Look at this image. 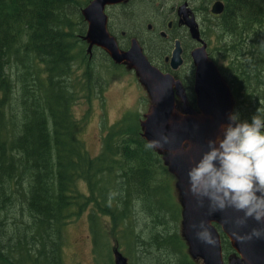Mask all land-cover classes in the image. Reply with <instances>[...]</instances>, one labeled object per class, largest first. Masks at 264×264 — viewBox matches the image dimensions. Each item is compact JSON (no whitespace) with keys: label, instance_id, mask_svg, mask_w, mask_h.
I'll return each instance as SVG.
<instances>
[{"label":"trees","instance_id":"obj_1","mask_svg":"<svg viewBox=\"0 0 264 264\" xmlns=\"http://www.w3.org/2000/svg\"><path fill=\"white\" fill-rule=\"evenodd\" d=\"M156 1L125 3L121 13L135 30L122 31L140 35L162 55L168 47L156 29L147 28L145 17L147 5L159 17L166 10L163 0ZM223 1L219 15L208 10L201 19L194 13L209 57L231 87L234 111L250 119L264 111V0ZM89 2L0 0V264H63L64 227L85 211L93 250L108 264H115L113 252L127 264H197L182 230L174 175L156 149L145 147L141 112L127 111L105 126L96 155L79 137L82 123L73 106L101 98L102 71L110 70L91 59L83 40L82 10ZM171 32L173 38L179 34L176 28ZM185 57L176 75L191 93L194 67L188 52ZM220 234L227 263L235 250Z\"/></svg>","mask_w":264,"mask_h":264},{"label":"water","instance_id":"obj_2","mask_svg":"<svg viewBox=\"0 0 264 264\" xmlns=\"http://www.w3.org/2000/svg\"><path fill=\"white\" fill-rule=\"evenodd\" d=\"M124 0H92L83 10L88 29L85 39L89 41L88 51L93 45L104 48L115 62L126 61L137 69L144 78L154 105L145 114L141 122L143 136L149 141L167 135L170 139L164 148H157L169 155L166 162L181 182L185 191V236L193 257H200L204 264H222L220 234L214 223L221 226L222 231L230 238L234 248L242 255L240 264H264V237H255L244 241L237 240L233 235L236 230L241 234L251 233L253 228L260 225L249 219L243 227L236 228L234 218L242 213L232 209L224 212L208 214L207 201L203 206L197 203L196 197L188 190V169L200 158L207 148L209 138L222 136V126L228 123V115L233 112L234 100L229 85L220 71L211 61L205 47L195 48L191 52L194 71L193 90L196 104L204 118L179 117L175 104V95L185 100L184 89L179 79L172 73L163 72L154 66L143 53L136 39H132L128 50L121 51L113 36L106 28L107 15L104 8ZM223 5L215 1L212 12L220 13ZM196 35V33H195ZM172 70L183 64L182 47L176 40L168 58ZM206 220L212 227L216 238L215 245H209L196 238L193 224Z\"/></svg>","mask_w":264,"mask_h":264},{"label":"rangeland","instance_id":"obj_3","mask_svg":"<svg viewBox=\"0 0 264 264\" xmlns=\"http://www.w3.org/2000/svg\"><path fill=\"white\" fill-rule=\"evenodd\" d=\"M158 1L162 0H157L155 4H157ZM170 1L171 0H163L165 9H171V7L175 8V6H177L176 4H179L183 0H175V3H170ZM173 3L174 6H172ZM189 3L192 7V10H197V13L201 18L203 17V15H208L211 1L207 3V0H190ZM201 6H206V8L208 9L203 10V7ZM114 8V11H116L117 14H115L112 19V22L115 26V33H113L117 37H119L121 36V31L123 28H126L124 29L125 31L135 30L134 28H132V25L127 24L125 18H123V12L121 13L122 7L120 5L112 7V12ZM151 8H153L154 11H152ZM147 10L148 11L145 13V17L148 18V21H150L148 23H151V21H153L154 24H156L155 26L158 30H160L161 28L164 29L168 22L167 19L171 18L174 14V11L171 12L173 9H171L170 12H166L165 10V12L161 13V17H159L156 15V8L153 7L152 4L151 6L147 5ZM110 11L111 9L107 10L108 14H110ZM141 39L143 40L142 37ZM144 43L145 45L143 48L145 49L146 53L151 57L153 61L157 63L160 60H163L165 56L170 53V48L165 49V52L162 55L161 52H159V55L163 56L162 58H160V56L158 55L159 49L156 50V48H152V44L150 41L148 43L144 41ZM148 46L152 49L148 50ZM213 54L217 55L218 51H213ZM91 59L99 64L101 62L109 64L110 70L104 67L102 71L106 87L102 92L101 98H99L98 96L96 98H93L90 102L84 99H80L78 102H76L73 106V114L82 123L79 137L84 141L88 152L91 155H96L101 149V138L105 131V126L107 127L108 125L115 123L125 112L130 110L139 111L141 112V114H144L145 117V114L149 112L151 107L154 105V98L150 94L144 78L138 73L135 68L131 67L128 63L116 64V66H114L113 63H111L112 61L109 60L108 55L98 47L93 48ZM214 63L220 70L218 63ZM185 66L186 64H184L183 69L185 68ZM176 109L177 115L179 117H196L201 113L196 105L195 97L189 98L187 96L185 101H183L179 97H176ZM162 154L165 158H167L169 155L167 152H162ZM176 181L177 183L175 182V180L173 181V185L176 190V197L184 204L185 191L177 178ZM78 186L82 190L86 191V185L82 181L78 183ZM64 233L65 243L63 246V264H108L106 261L97 257L96 255H93L92 253V243L89 233L87 212L82 213L77 218L68 222L64 227ZM103 255L106 260L107 258L104 252ZM113 259L115 261V264H118V262L120 261L119 255L116 252H114ZM239 262V255H233L231 256L228 264H239ZM197 264H201L200 260H198Z\"/></svg>","mask_w":264,"mask_h":264},{"label":"clouds","instance_id":"obj_4","mask_svg":"<svg viewBox=\"0 0 264 264\" xmlns=\"http://www.w3.org/2000/svg\"><path fill=\"white\" fill-rule=\"evenodd\" d=\"M222 128V136L209 138L206 150L188 169V190L200 206L207 201L209 215L232 209L242 213L233 220L236 228L245 226L250 218L260 225L247 234L234 230L237 240L264 237V111H257L250 119L233 111ZM169 139L167 135L151 139L145 147L164 148ZM193 228L197 239L215 245L206 220Z\"/></svg>","mask_w":264,"mask_h":264},{"label":"flooded vegetation","instance_id":"obj_5","mask_svg":"<svg viewBox=\"0 0 264 264\" xmlns=\"http://www.w3.org/2000/svg\"><path fill=\"white\" fill-rule=\"evenodd\" d=\"M146 1H149V0H146ZM171 2H174L175 3V0H171L170 3ZM185 2L188 4L187 6H189V8H191L189 2L188 1H185ZM185 2H183V3H185ZM122 3H126V2L117 3V4L112 5V6H109L107 8V10L108 9H111L110 14H108L109 15V18L110 17H114V15H115V12L114 11L112 12V7H116V5L117 6L120 5L121 7H123L124 4H122ZM174 3L172 4V6H174ZM180 4H182V3H180ZM171 8L173 9L172 12L174 11V14L173 15H176L177 16L178 6L175 7V8H173V7H171ZM113 10H115V8ZM186 11L187 10L185 8H182V11L181 10L179 11V14L181 15L180 18H181L182 24L179 23L177 20H175L176 24H174V21L173 20H169L168 21V24H167V27L164 28V29L163 28L160 29L161 31L164 30L165 33L162 35L161 31H159V34L162 36V40L166 43V46L168 48H170V53H171V50H172V48L174 46L175 39H179L180 44H181V47H182L183 57H184V55H185L186 52H188L190 54V52L192 51V49L195 48L197 46L198 42L200 41L199 29H198L199 28V25L196 24V27L197 26L198 27L195 28L196 32H194V34H191V32L188 31V29L186 27V26H188L187 25V21H188V18L187 17L188 16L186 15L187 14ZM190 15L192 16V9L190 11ZM184 16H187L186 17L187 19ZM111 24L114 25L113 22H111ZM172 28H174V29L176 28L179 31V34L177 36H175L174 38L172 37V32H171L172 31ZM151 30H153V28ZM195 33H196V35H195ZM200 34H201V30H200ZM121 35H122V37H119V38L117 37V40L119 39L118 42H121V44H119V46L122 49H126L128 47V45H129V42H130L131 37L126 36V32L125 31H121ZM167 56H168V54L165 56V58H164V64H162V66H165L166 64L169 65L168 61H166ZM157 64H161V62L159 61Z\"/></svg>","mask_w":264,"mask_h":264},{"label":"bare ground","instance_id":"obj_6","mask_svg":"<svg viewBox=\"0 0 264 264\" xmlns=\"http://www.w3.org/2000/svg\"><path fill=\"white\" fill-rule=\"evenodd\" d=\"M206 1V0H205ZM208 1V0H207ZM215 1H220L221 3H222V5H223V9H222V11L220 12V13H214V12H212V10H211V8H212V5L214 4V2ZM226 1V0H225ZM228 1V0H227ZM169 2V1H168ZM183 2H185V1H181L180 3H182V4H180L179 3V5L177 4V6H178V9H177V16L176 15H172V17L171 18H169V19H167L168 21L169 20H173L174 21V24H176V22H175V20H177L179 23H181L182 24V21H181V15L179 14V11L181 10L182 11V8H185L187 11V16H184L185 18L187 17L188 18V21H187V25L188 26H186L187 27V29H188V31H190L191 32V34H194V32H196V30H195V28H197L196 27V24H198L199 25V36H200V41L198 42V44H197V46L195 47V48H199V47H205V51H206V54H207V56L209 57V55H208V50H207V43L205 42V40H203V38H201V34H200V24H199V22H198V20H197V17H196V15H195V13H194V11L192 10V16L190 15V11H191V9H192V7H191V5H190V7L191 8H189V6H187L188 4L185 2V3H183ZM200 2V1H199ZM198 2V3H199ZM205 3V2H204ZM229 3V2H228ZM227 3V4H228ZM190 4V3H189ZM202 4V3H201ZM230 4V3H229ZM177 6H175V7H177ZM232 6V5H231ZM165 7V5L164 6H161V8H164ZM225 7V2L223 1V0H212L211 1V5H210V7H209V10H210V13L212 14V15H219V14H221L222 12H223V10L225 9L224 8ZM174 8V7H173ZM172 9V8H171ZM171 9H166L168 12H170L171 11ZM165 12V11H164ZM172 12V11H171ZM117 13V12H116ZM167 14V13H166ZM205 14V13H204ZM163 15V14H162ZM200 17V16H199ZM186 18V19H187ZM201 18V17H200ZM204 18V17H203ZM202 19V18H201ZM211 19H209V21H210ZM216 20V19H215ZM117 21V20H116ZM206 21V20H205ZM177 22V23H178ZM222 22V21H221ZM207 23V22H206ZM220 23V22H219ZM225 23V22H224ZM229 23V22H228ZM167 24H168V22H167ZM167 24H166V27H167ZM211 24V23H210ZM241 24V23H240ZM243 24V23H242ZM219 25V24H218ZM210 26H212V25H210ZM209 26V27H210ZM216 26H217V24H216ZM215 26V27H216ZM220 26V25H219ZM225 26V25H224ZM227 26V25H226ZM236 26V25H235ZM242 26H244V25H242ZM245 26H248V25H245ZM166 27H164V28H166ZM240 27H241V25H240ZM148 28H150V30L152 29V28H154V29H156V30H158L157 28H156V26L155 25H152L151 23H149L148 24ZM228 28V27H227ZM235 28V27H234ZM236 28H238V26L236 27ZM208 28H206V30H207ZM212 29V28H211ZM222 29V28H221ZM232 29V28H231ZM239 29V28H238ZM241 29V28H240ZM243 29V28H242ZM245 29V28H244ZM224 30V29H223ZM235 30V29H234ZM237 30V29H236ZM235 30V31H236ZM248 30V29H247ZM250 30V29H249ZM159 31H161V30H158V34H159ZM234 31V32H235ZM239 31V30H238ZM237 31V32H238ZM210 32V31H209ZM233 32V33H234ZM246 32V31H245ZM115 33V32H114ZM161 33H162V35L165 33V31L164 30H162L161 31ZM212 33V32H211ZM249 33V32H248ZM138 35H139V33H137ZM143 34V33H142ZM230 34V33H229ZM241 34V33H240ZM239 33H238V36L240 35ZM160 35V34H159ZM207 35V34H206ZM205 35V36H206ZM214 35V34H213ZM237 35V34H236ZM247 35V34H246ZM144 36V35H143ZM161 36V35H160ZM214 36H216V35H214ZM234 37H236L235 35H233ZM244 36H245V34H244ZM139 37V36H138ZM162 37V36H161ZM216 37H218V36H216ZM231 37V36H230ZM247 37H248V35H247ZM246 37V38H247ZM251 37V36H250ZM207 38H208V36H207ZM223 38V37H222ZM236 38H238V37H236ZM242 38V36L240 37V39ZM244 38V37H243ZM239 39V40H240ZM176 40H178L179 41V39H175V41ZM208 40H210V39H208ZM218 40V39H217ZM250 40V39H249ZM248 40V41H249ZM174 41V42H175ZM232 41V40H231ZM242 41V40H241ZM240 41V42H241ZM217 42V41H216ZM236 42H238V41H236ZM243 42H244V40H243ZM214 43H215V41H214ZM250 43V42H249ZM251 43H252V41H251ZM234 44V43H233ZM237 44V43H236ZM235 44V45H236ZM243 45V44H242ZM241 45V46H242ZM248 46V45H247ZM251 47H249V48H252V45H250ZM217 47V46H216ZM236 48V47H235ZM247 48V47H246ZM254 48V47H253ZM215 49V48H214ZM213 49V50H214ZM238 49H239V46H238ZM248 49V48H247ZM223 53H224V51H223ZM241 53V52H240ZM232 55V54H231ZM167 59H168V57H167ZM209 59L211 60V61H213L210 57H209ZM235 64V63H234ZM216 65V64H215ZM230 65V64H229ZM165 66H167V65H165ZM4 106V105H3ZM181 115V114H180ZM182 117V116H181ZM196 118H198V119H202V118H204V115L203 114H199L198 116H196ZM12 119V118H11ZM14 119V118H13ZM19 123V122H18ZM18 128V127H17ZM0 132H1V130H0ZM12 133V132H11ZM6 134H8V133H6ZM2 135H4V134H2ZM10 137V136H9ZM12 137V136H11ZM15 137V136H14ZM1 138V137H0ZM15 139V138H14ZM16 139H17V137H16ZM4 140H6V139H4ZM3 140V141H4ZM7 141V140H6ZM6 143H8V142H6ZM10 143V142H9ZM124 195V194H123ZM117 198V197H116ZM125 198V197H124ZM117 201H118V199H117ZM122 201V200H121ZM126 206H124V208H125ZM20 212V211H19ZM22 217V216H21ZM20 218V217H19ZM23 219V218H22ZM20 221V220H19ZM10 223V222H9ZM2 242V241H1Z\"/></svg>","mask_w":264,"mask_h":264}]
</instances>
